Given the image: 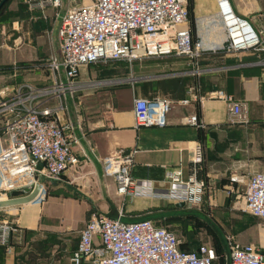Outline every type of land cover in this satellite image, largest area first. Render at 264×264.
<instances>
[{
  "label": "crops",
  "instance_id": "crops-1",
  "mask_svg": "<svg viewBox=\"0 0 264 264\" xmlns=\"http://www.w3.org/2000/svg\"><path fill=\"white\" fill-rule=\"evenodd\" d=\"M85 1L62 0L58 8L40 10L29 9L24 0H6L0 8V86L52 83L55 79L48 63L60 55L61 17ZM229 2L236 14L264 32V0ZM187 6L189 19L182 27L190 29L193 41L201 47L198 58L170 54L79 67L76 89L57 99L62 106L60 119L73 126L68 133L73 134L70 145L79 164L47 183L45 197L0 208V220L17 228L10 245H0V264H74L79 231L98 211L115 217L122 208L123 218L130 215L124 220L144 217L156 224L162 210L147 207L171 201L137 197L119 206L120 195L113 178L104 174L102 159L135 150L131 177L165 192L172 187L167 171L179 169L182 178H187L195 141L204 149L203 202L191 208L177 207L174 202L170 212L206 222L210 226L198 232L206 236L225 232L222 220H237L231 231L236 241L253 244L264 254V226L257 227L254 219L247 224L239 219L244 210L239 196L248 176L264 172V64L259 62L264 55L221 48L226 35L215 0H187ZM227 95L244 105L243 117L231 120ZM154 97L172 102L166 125H137L134 100ZM106 204L116 207L105 210ZM199 237L186 249L194 250L202 243ZM79 264L92 263L81 259Z\"/></svg>",
  "mask_w": 264,
  "mask_h": 264
},
{
  "label": "built area",
  "instance_id": "built-area-1",
  "mask_svg": "<svg viewBox=\"0 0 264 264\" xmlns=\"http://www.w3.org/2000/svg\"><path fill=\"white\" fill-rule=\"evenodd\" d=\"M24 1L29 9L40 10L62 4V0ZM215 3L226 35L221 48L227 52L255 50L264 55V32L236 14L229 0ZM188 19L187 0H87L66 10L58 28L60 55L48 63L55 80L42 86H0V119H5L0 123V200L14 193L13 197L27 195L38 184L37 201L47 195V183L79 164L70 145L73 134L68 133L73 126L60 119L58 100L76 89L80 66L170 54L198 58L201 47L193 41L190 29L182 27ZM259 62L264 64V58ZM226 104L231 120L243 117L242 103L227 95ZM171 107L172 102L164 97L136 98V124L162 127ZM134 152L102 159L103 172L113 178L118 195L166 199L188 207L203 202L206 183L201 176L204 149L200 141L193 143L186 179L179 169L166 172L172 187L165 192L131 177ZM243 199L244 210L264 219L263 171L248 176ZM123 216L122 211L115 217L92 214L79 231L73 263L86 259L92 264H214L217 259L211 245L201 243L194 250H182L179 238L164 226L155 225L149 218L124 220ZM16 231L12 222L0 220V245L9 246ZM229 264H264V254L253 244L234 240Z\"/></svg>",
  "mask_w": 264,
  "mask_h": 264
},
{
  "label": "rangeland",
  "instance_id": "rangeland-1",
  "mask_svg": "<svg viewBox=\"0 0 264 264\" xmlns=\"http://www.w3.org/2000/svg\"><path fill=\"white\" fill-rule=\"evenodd\" d=\"M86 3V1H85ZM121 197L123 198L121 200ZM118 198L120 199L119 201H117V204H119V206L123 207V204H126L128 201H131L134 198L137 197H124V196H118ZM141 198V197H138ZM239 202H243L244 203V199H243V195L241 194L239 196ZM171 203L174 202H165V204L163 206H150L147 207V209L152 210V211H157L162 210L161 211V216H159V221H155V225H161L164 226L166 229H168L169 231H172L181 241V248L186 249L189 247V245L192 244V242H194L195 239H197L199 236V238H201V241H203L202 243L207 244V245H211L214 246L217 250V259L215 261V264H229V253H230V244L232 241H236L237 239L235 238V235L231 234L232 232V228L233 225H235L237 223V220L234 219H226V220H222V225H225L227 227V229L225 230V232L222 233H217V232H211V234L209 236H206V233H202L203 235H200L198 232L199 230L201 231L202 228H204L205 226H210L209 224L207 225L206 222L201 221L199 218H197L196 216H183V215H177L176 212L175 214L170 212L171 210H173L174 206H172ZM202 204V203H201ZM199 205H194V206H186L187 208H191V207H198ZM240 204V203H239ZM239 204H237L239 207ZM116 207V204H112V205H107L105 207V210L109 209V207ZM11 207H17V206H11ZM122 209V208H121ZM120 211L123 212V209ZM119 211V212H120ZM118 212V214H119ZM97 213V212H96ZM98 213H104L106 214V212L103 211H98ZM124 213V212H123ZM126 215V214H125ZM130 215H126V217H124L125 219H129ZM123 218V219H124ZM144 218V217H143ZM137 219V218H135ZM240 221H243L244 223L247 224V222H254L256 223V226L258 227L259 225H263L264 226V219L262 218H258L255 217L253 215H251L248 211L243 210L240 212V217H239ZM239 231L242 229H238ZM208 239L211 240L208 244Z\"/></svg>",
  "mask_w": 264,
  "mask_h": 264
},
{
  "label": "water",
  "instance_id": "water-1",
  "mask_svg": "<svg viewBox=\"0 0 264 264\" xmlns=\"http://www.w3.org/2000/svg\"><path fill=\"white\" fill-rule=\"evenodd\" d=\"M6 2V0H0V8L2 5ZM39 192V185H35L33 190L28 193L27 195L23 196H18V197H11L8 199L0 200V208L4 207H11V206H18V205H23L29 202L34 201L35 197L37 196ZM177 207H183L185 204L183 202H177L175 203Z\"/></svg>",
  "mask_w": 264,
  "mask_h": 264
},
{
  "label": "trees",
  "instance_id": "trees-1",
  "mask_svg": "<svg viewBox=\"0 0 264 264\" xmlns=\"http://www.w3.org/2000/svg\"><path fill=\"white\" fill-rule=\"evenodd\" d=\"M187 7H188V6H187ZM199 244H201V243H198L197 246H198ZM180 245H181V241H180ZM180 245H179V247L181 248ZM197 246H196V247H197ZM213 247H214V246H213ZM214 248H215V247H214ZM181 249H182V250H187V249H183V248H181ZM215 249H216V248H215ZM216 252H217V250H216ZM214 264H215V262H214Z\"/></svg>",
  "mask_w": 264,
  "mask_h": 264
}]
</instances>
